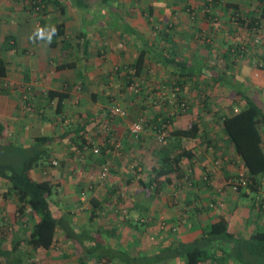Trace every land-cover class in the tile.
I'll return each instance as SVG.
<instances>
[{
    "label": "crops",
    "instance_id": "1",
    "mask_svg": "<svg viewBox=\"0 0 264 264\" xmlns=\"http://www.w3.org/2000/svg\"><path fill=\"white\" fill-rule=\"evenodd\" d=\"M85 1L92 6L85 9L78 7L77 0H70V3L63 6V14L60 13V7L53 5L55 6L54 10L59 9L56 12L65 15L63 21L67 36L68 33H73L76 36V34L85 32L90 28L87 31V33L89 32L88 38L90 40L97 39L96 46L101 53L98 51L96 53L102 54L104 52L106 57H103L102 54L95 59L94 62L97 65L95 66V72L92 73H96V75L88 73L87 69H84V58L79 59L80 62L75 68L56 69L55 64L59 58L55 56V49L57 48L51 47L46 41L30 39L33 34L29 25L30 19L24 16L23 10L20 12L17 10V13L14 12V15L18 13L20 15L14 16L15 19H10L6 15V10L10 8L0 7V46L1 44L4 45L3 41L6 37L13 35L16 44L15 49L18 45H29L32 51L35 48L34 54L31 51V54L27 56L23 54L24 51H22V56L18 52L16 66H11V58L5 54L9 50L6 49V52L1 51V56L7 63V75L0 78V85L1 80H3L8 87L2 88L4 90L0 88V119L6 121L8 128L6 135L8 138L24 144L27 135H31L30 140L35 135L51 136L63 133L66 126L73 129L77 125L86 122V132L83 135L85 144L82 148L78 146L79 144L74 143L73 139L76 137L74 133H69L64 139L57 140L51 147L50 158H47L46 161H43L32 170L34 177L37 179L50 178L56 187L53 189L52 197L54 194V197L59 198L60 203L64 206L72 208H75L76 204L89 206L87 207L89 215L86 216V220L80 222L79 226L88 225V221L93 222L90 219L92 207L90 198L96 197L101 202V207L98 208L96 216L99 224L109 227L110 225L107 224L115 223L114 226L117 227V232H112V234L118 236L119 239L111 241L108 239L107 233H104V236L112 246L127 250L130 253L139 251L153 253L159 247L174 243L177 240H191L201 233L204 225L219 216H224L228 220L231 232L236 235L249 236L256 226L264 223V213L257 214L251 209L248 196L234 194L229 186L225 184L226 176L236 171L239 162L232 151V147L227 142L221 140L215 145L217 151L214 155L223 158L222 162L224 164L220 168L215 167L210 159L211 151L199 150V139H182V145L193 149L195 155L190 160L183 159L181 161L182 171H184L183 176L180 178L169 176L168 182L163 176L156 177L155 169H159L156 162L149 165L146 161H141L142 155L139 157V154L136 153L137 139L128 134V128H125V124L118 118L114 121L111 119L112 123H110L109 126L111 127L109 129L122 135L121 141H118L120 146L117 151L108 148V142L105 141L106 129L100 126L106 122L102 111H106V106L109 101L113 100V97L124 99L121 96L124 97L125 94H128L124 92L122 86L124 76L111 71L109 62L125 64L123 58H127L128 55L123 54V49L127 48V53L131 54L128 57V63H132L138 55V45H135L137 39L134 40L130 35L119 34L122 26H120V29L117 27L111 29L105 23L100 22L102 18L96 24H92L93 14L98 15L102 12L104 14V11L112 14L115 11L114 7L107 6L102 3V0H94V3L90 0ZM86 15L93 16L90 25L84 18ZM48 16H44V18ZM54 20L56 21V19ZM20 24L27 27L23 33L18 32L21 28ZM131 26L137 28L132 24ZM104 35L107 36L108 40L102 42ZM143 36L146 38L145 34ZM149 37V41H152V32ZM126 38L130 40L127 44ZM13 41L11 38L10 44ZM19 41L23 44H19ZM183 44H178L183 51L184 48L190 46L189 43L187 45L186 41H183ZM126 45L130 47L128 48ZM164 46L161 43V47ZM152 48L154 47L152 46ZM196 48L190 53L186 51L184 53L189 57L190 55L193 56ZM199 53L201 57L200 50ZM121 57L123 58L121 59ZM66 70L74 73L72 80L64 78L63 71ZM110 78H112L111 80L115 78L114 83L117 80L121 81L118 83L117 88L109 89L108 83L112 84ZM49 90L67 95L62 101L63 114L57 115L51 106L54 101L56 102L55 99L51 101L45 97ZM128 100L130 102L126 104L130 110L129 115H133V112L140 107L135 103V99L133 100L129 95ZM30 101L35 108L37 107V112L33 108L37 115L27 116L26 119L25 115L23 118V114H19L17 110L21 109L20 104H24L23 107H26L25 103L27 104ZM170 110L171 108L167 107L165 114L168 115L167 113ZM154 115L158 118L157 114ZM186 115L185 113L179 114V112H176L173 121L169 123L168 129L185 127ZM61 116L64 121L61 120ZM160 120L159 117V123ZM20 121L21 123H19ZM150 126L154 128L152 133H155L156 123ZM102 133H105V136ZM18 136L21 138H18ZM77 141L79 143L81 139H77ZM95 146L98 148L99 153L92 152V148ZM155 152L151 150L153 155H156ZM129 155H132L134 159ZM104 162L109 163L110 174L108 180L98 176V168L100 169ZM206 175H209L210 180L204 183L202 178L206 179ZM153 179H155V182L148 186L147 183ZM141 182H145L146 185L141 184ZM79 183H82L84 187L81 191L82 196H79ZM79 199L84 203L80 202ZM115 207H119L120 212L124 214H114L116 210L112 211V209ZM139 217H141V222H144L141 227H138L137 224L139 223L137 221ZM71 223L73 225V218ZM99 224L95 228H101L102 226ZM245 226H247V230H241ZM61 235L63 234L61 233ZM182 264H184L183 261ZM201 264L211 263L203 262ZM226 264L237 263L229 259Z\"/></svg>",
    "mask_w": 264,
    "mask_h": 264
},
{
    "label": "trees",
    "instance_id": "2",
    "mask_svg": "<svg viewBox=\"0 0 264 264\" xmlns=\"http://www.w3.org/2000/svg\"><path fill=\"white\" fill-rule=\"evenodd\" d=\"M48 2L60 7V13L63 14L64 8L58 0H29L30 7L33 10H38L42 26L46 24L44 16L50 14V10L47 9ZM102 3L107 6L110 5L107 4V0H102ZM77 5L85 9L89 8L88 6H92L85 0H77ZM256 5V9L242 12L237 4H225L221 0H205V6L202 9H204L205 19L211 20L214 15L212 14L213 12H210V8L215 6H220L222 10L231 8V14L235 16L233 20L237 22L236 29L245 27L246 29L257 30L264 22V0H257ZM149 13H153L151 8H149ZM119 19L127 23L122 26L121 31L133 37L134 40L139 39L140 41L138 55L132 63L128 64L129 69L128 67L126 68L127 72L123 80L124 92H127L133 100L135 99V103L143 109L146 107L144 103L147 97L145 88L148 85L150 74L162 70L168 76L160 86L154 85L155 87L150 88L152 90L149 103L151 104L150 106L159 104L160 110L157 115L158 118L161 117L160 123L162 121L168 123L173 121L175 115H171V110L179 112V114H183L188 110L187 102L193 98L191 96L190 99L192 93L187 94L185 89L187 86H194L198 89L200 81L197 77L206 78L213 84L227 86L231 93V98H229L230 107L222 112L219 110L213 112V118L217 119L216 121H218L221 129V135L214 138H212L210 131L205 127L206 122H209L211 117L206 120L205 116H203L204 114L200 112L203 109L205 113L211 112L213 106L212 96L202 90L196 95L202 102V109H197L196 118L190 121L187 126L175 127L169 130V134L166 133L168 135H165L166 138L164 137L162 140L161 148L157 152L160 164L158 166L159 169H155L156 177L163 176L168 182L169 176L177 178L183 176L184 171H182L181 161L183 159H192L195 152L193 149L183 146L181 143L182 139H200L207 147L213 145L214 149H216L215 145H217V142L222 140V142H227L232 147L235 157L239 159L237 164L241 166L239 169L244 170L243 176L249 192L252 194L260 192L261 195L264 182V107L259 105L252 95L247 93L242 81L238 80L236 74L237 58L245 56L244 48L246 46L241 43L229 44L220 53L223 65L209 64L205 58L195 56L192 60L188 57L185 54L186 52L178 47V43L174 40L167 25L155 31V35H158V41L160 42H157L155 35L152 34V41L149 43L143 34L132 28L131 24L122 16ZM52 26L57 29V34L53 37L50 45L51 47L59 48L60 52L55 64L56 69L75 68L78 65L77 60L79 58H68L72 54L73 45L71 38L66 34L64 21L60 20L50 23L47 29L50 30ZM126 28H129V30L126 31ZM186 34H183L185 36L184 41L188 45L192 39V34ZM183 35L182 37H184ZM74 37L83 39L86 37V33L81 32ZM11 38L14 40L11 42L12 44H10ZM5 40L7 42L5 49L14 50L16 48L13 35H9ZM161 41L166 46L161 47ZM261 44L263 45L261 56L254 54L251 57L257 56L263 61L264 40ZM206 45L209 46L208 43ZM87 50L88 44L84 42L82 53H87ZM6 64L0 50V78H4L7 75ZM258 65L264 68V63ZM114 68L115 70L112 68L111 71L116 73L121 70H119L118 66H114ZM203 86H206V84L204 83ZM165 87L168 90H165ZM169 90L172 91L171 94ZM46 96L48 100H56V102L54 101L51 104L55 113L57 115L63 114L62 101L67 95L49 90ZM182 103L184 105L183 109L181 107ZM167 107L171 108L167 113L168 115L165 114ZM33 108L37 112V107L35 108L34 106ZM102 113L105 117L109 116L107 108ZM158 118L154 115L153 119L156 121V127L159 128ZM61 120L64 121L62 116ZM85 124L86 122L79 124L73 129L66 126L63 133L51 136L35 135L30 141L23 144L8 138L6 135L8 129L6 121H1L0 119V180L7 184L3 196L13 199L16 221L20 225L25 226L24 230L28 228L24 238L19 237L12 240L10 250L0 249V256L5 261L1 263L0 260V264H22L24 258L10 255V251L19 250V246L23 241L32 251V263L42 262L48 255L52 245L57 241L56 233L58 230L71 241L79 264H162L174 260H182L184 264H201L203 262L226 264L229 259H232L237 264H264V227L256 226L249 236L236 235L229 230V222L224 216H219L204 225L201 233L191 240H177L174 243L159 247L153 253L142 251L130 253L127 250L112 246L104 236L102 227L93 230H89L83 225L77 228L73 227L69 220L70 212H62L60 206L52 197L54 187L52 180L50 178L37 179L32 174V170L43 161H46L47 158H50V150L53 143L64 139L69 133L75 134L74 136L76 137L73 141L82 148L85 144V139L83 138L86 132ZM77 139H81V142L78 143ZM203 148H206V146H203ZM214 156L215 162L217 159L220 161L223 159L217 158V155ZM52 163L54 164L55 162ZM240 178L242 176L238 172L229 174L225 178V184L232 187L235 180ZM203 179L204 183L209 182V175H206V179ZM154 182L155 179L147 184L149 186V184ZM141 184L146 185L145 182H141ZM78 186V191H82L84 188L82 183H79ZM247 187L240 185L237 189L240 190L241 195L247 196L248 194L245 191ZM90 203L92 205L90 219L94 220L97 216L98 208L101 207V202L96 197H91ZM261 204L264 205L263 202ZM259 211L257 214L264 213V208L262 207ZM141 217L136 220L144 224V222H141Z\"/></svg>",
    "mask_w": 264,
    "mask_h": 264
},
{
    "label": "rangeland",
    "instance_id": "3",
    "mask_svg": "<svg viewBox=\"0 0 264 264\" xmlns=\"http://www.w3.org/2000/svg\"><path fill=\"white\" fill-rule=\"evenodd\" d=\"M59 1L62 6H66V4L70 3V0H59ZM221 1L222 3H225V4H228V3L237 4L240 7L242 12H248L249 10H253L257 8V5H256L257 0H221ZM90 2L94 3V0H90ZM188 3L189 5H187ZM107 4H110L112 8L114 7L115 11L112 14H108L107 11H104L105 12L104 14L103 12L98 15L93 14L94 20L92 24L93 23L96 24L102 18L100 22L105 23L106 26L111 27V29H115L116 27L120 29V26L127 24L126 22H123L122 20L119 19L120 16H122L128 23H131L132 25L136 26L137 27L136 29L139 32H141L142 34H145L146 39L148 41L150 39L149 34H151V32L152 34L155 35L156 30L163 28L164 26L167 25L168 28H170L169 31L170 33H172L174 40L178 42V44L182 45L185 39V36L183 34H186V33L192 34L193 41L192 39L190 41L189 39H187V41H189L190 46L186 47V49L184 48V51H186L187 53L188 52L190 53L195 47H197L194 50L195 54H193V56L190 55V57H193V58H195V56L200 57V53H199V50H200L201 57L207 59V63L209 64L211 63L215 65L216 64L223 65L222 59L220 58V53L223 49L227 47V45L235 44V43H241L245 45L246 46L244 48L245 56L237 58V66H236L237 78L239 81H242L243 83L242 85L246 89L247 93L252 95V97L256 100V102L259 105L264 107V68H261L258 65V64H263L264 60L262 61L257 56L254 58L251 57V55L254 56V54H257V55L259 54L260 56L262 54L263 45L261 44V42L264 40V22H262V26L257 30L246 29L245 27H239L238 29H236L237 22L233 20L235 16L231 14L232 9L230 8L228 10H222L220 6H215L209 9L210 12H213L212 14L214 15V17L211 20H207L204 17V12H203L204 9H202V7L205 6V0H114V1L107 0ZM0 7L6 8V9L10 8L6 10L7 12L6 15L10 19H15L14 16L20 15V13L14 15V12H16L17 10L19 12L23 10L25 14L24 16L30 19L29 25H30L32 32H34L38 27L47 28L51 22L53 23L55 21L54 19H56V21L57 20L63 21L64 16H65V15H60L58 12H56V10H59V9L54 10L55 6L53 5V3L48 2L47 8H49L52 13L50 14V16L46 18V24L42 26L40 23L41 21H40V16L38 14V10L37 9L33 10L30 7L29 0H0ZM149 8L153 10V13L151 14L149 13ZM93 16L91 15L84 16L86 21L89 22L88 23L89 25H90V22L92 21ZM20 20H21V17H20ZM26 29L27 27L21 25V28L20 30H18V32L23 33L24 31H26ZM89 30L90 28L87 29V31ZM125 30L128 31L129 28H126ZM87 31H85L86 37H84L83 39L75 38L73 33L72 34L68 33V36L71 38V42L73 45L71 49L72 54L68 58H77V57L79 59L84 58V61H85L84 69L85 70L87 69L88 73L96 75V73H92L93 71L95 72V66L97 65L94 62L96 61L95 59L97 58V56L99 57L102 54H103V57H106V56L104 55V52H102V54L96 53L97 51L100 52L99 49H97L98 47L96 46L97 39L93 38L90 40V38H88L89 32L87 33ZM119 34L124 35L122 31H120ZM90 35L93 36L94 34H90ZM182 35L184 37H182ZM154 37L157 42H160L158 41V35H155ZM107 40H108L107 36L104 35L102 38V42L103 41L105 42ZM129 41L130 40L126 38V44ZM3 42H4L3 43L4 45L1 44L0 50L6 52L7 50L5 49V45L7 44V42L6 40ZM84 42H87L88 44V50H87V53L85 54L82 53V46ZM161 43L164 44L163 41H161ZM206 43H208L209 46L206 45ZM19 44H23V43L19 41ZM139 44H140V41L138 39L136 40L135 45L139 46ZM126 46L128 48L130 47L129 45H126ZM158 47L160 48V46ZM34 49L35 48H33V51H32L29 45H26V46L18 45L17 49H15L14 51L9 50L5 54L11 58V66H16L17 64L16 58L18 56V52H20L19 54L20 56H22V51H24L23 54L27 56L31 54V51L34 54ZM127 50H128L127 48L123 49V54L125 53L128 55L127 58L121 57V59L123 58L125 60L126 62L125 64L122 65L121 63H114L113 61L112 63L111 61L109 62L110 69L113 68V70H115L114 66H118L119 70L121 69L120 71L117 72L120 76H124L125 73L127 72L126 68L128 67V64H129L128 57L131 55L127 53ZM59 54H60L59 48L55 49V56L59 57ZM77 62L79 63L80 61L77 60ZM73 74L74 73L70 70L63 71V76L66 79L72 80ZM167 78H168L167 74L165 73V71H162V70H158L157 72L150 74L148 85L145 88V93H147V97L144 100L146 101L145 103L146 107L143 108V110H141L142 107L138 110H135L133 112V115H129L130 110L126 104L130 102L127 99L128 94H125L124 97L121 96V98H124V99H118L112 96L113 100L109 101L106 108L108 109L112 105H119L126 111V115L123 118H119V117L112 118L110 115L108 117L106 116L105 117L106 122L100 125L101 127H104L106 129L107 135H106L105 141L108 142V145H109L108 148L117 151L120 146L118 144V141H121L120 138H122V135H119L117 131L115 132L109 129L111 127L109 125H111L110 123H112L111 119L112 121H114V120H117L116 118H118V120L122 121L125 124V128L127 127L129 122H131L132 120L138 119V118H144L148 126L156 123V121L154 122L153 118H154V114H157V112L160 110L159 109L160 107L158 106L159 104L155 106H150L151 104L149 103L150 102L149 99L151 100L150 97H151V90H152V89L150 90V88H153L155 86H160L162 82L166 80ZM198 78L200 81L199 83L200 86H198L199 87L198 89L197 87L195 88L194 86H187L185 89L187 94L192 93L190 95V99H191V96L193 99L187 102L189 108L185 112V114L187 115L185 116L186 121L184 122V126L188 125L190 121L196 118L198 108L202 109V102H200L199 97L196 96L202 90L203 92H206L210 96H212V103H213L210 113H205L204 109L203 111H200L202 112V114H204L203 116H205L206 120H208L209 117H211V120L209 119V122L204 121L206 122L205 127L207 128V130L210 131L211 133L210 135L213 136L212 138L216 136L218 137L221 135V129L219 127L220 125L218 124V121H216L217 119L213 118L214 117L213 112L217 110L222 112L230 107L229 98H231V93L227 86L213 84L203 77H197V79ZM111 79L112 78H110V80ZM102 80H105V79H102ZM107 81H108V78H107ZM114 81H115V78L114 80H111V83H112L111 85L108 83V85L110 86L109 89L117 88L118 83L121 82L117 80L114 83ZM100 83L102 82L100 81ZM204 83L206 84V86H203ZM7 87L8 85L3 80H1L0 88L5 89ZM165 90H168L167 87H165ZM169 91L171 94L172 91L171 90ZM45 97L47 98L46 95ZM23 105L24 104L22 105L20 104L21 109L17 110L19 114H23L22 116L23 118H24V115L26 118L27 116H31L35 114V111H33L34 105L31 101L27 104L25 103L26 107H23ZM136 114H139V115H136ZM19 123H21V121ZM152 129L154 128L151 126L147 127L144 135L136 138L138 142V146L136 147V153L139 154L138 155L139 157L140 155H142V159H141L142 162L146 161L149 165L156 162V164L159 165L160 162H159V157H158L157 152H158V149L161 148L163 141H159V139H157L156 133H152ZM169 130L170 129H168V132H167L168 134H169ZM103 136H105V133L103 134ZM30 137L31 135L30 136L27 135L25 137L26 139L25 142L30 140ZM14 138H17V137H14ZM18 138H21V137L18 136ZM200 142L201 140L199 139L198 140L199 150L201 151L206 150L207 152L211 151L210 159L213 161L214 166L221 168V165L223 162L218 159L216 162L214 161V157H215L214 154L216 153L217 149H214L213 145H210L207 147L205 143L203 142L200 143ZM203 146L204 147L206 146V148H203ZM151 150L154 152L156 151L155 152L156 155H153L151 153ZM129 156L132 157V155H129ZM217 158H219V156ZM103 165H106L108 167V173L102 177L101 167H100V169L98 168V171H99L98 176L102 177L105 180H108V176L110 174L109 163L104 162ZM239 168H240V165L238 164V166H236V171L233 174H236L238 172V174H240L244 178L243 176L244 170L242 171V169H239ZM262 186H263V189L260 195V192L256 194H252L251 192H249L247 185H243V187H247L245 191L248 194L247 196L249 197V202L251 203V209L255 211L256 213L260 212L259 209H261L262 207L264 208L263 204H261V202L264 203V196H262V194H264V182ZM6 187H7V184L3 180H0V249L3 248V249L10 250L11 245H12V240L13 239L15 240L19 237L24 238L26 236L25 234L28 228L24 230L25 226L20 225L16 221V217L14 216L15 204L13 202V199L12 198L8 199L5 196H3V192L4 190H6ZM55 188L56 187L54 186L53 189ZM229 189L236 195L241 194L240 190L238 189H234L233 187H229ZM81 193L82 192L79 191V196L83 195ZM53 198L55 199L54 201H56V203L60 206L62 212H70L69 220L72 221V218H73V222H74L73 227L75 228H77L81 224L80 222H83L84 219L86 220V216L89 215V211L87 208L89 206H86V205L82 206L80 204H76L77 206L75 208H72L69 206L66 207L64 206V204L60 203L59 198L54 197V194H53ZM79 201L84 203V201H81L80 199ZM112 211H115L114 214H118V213H120V215L124 214L123 212H120L119 207L113 208ZM97 219L98 218L96 217L94 218V220H91L93 222L88 221L87 222L88 225H86V227L89 230L95 229V227L98 226L99 224V221ZM114 224L115 223L107 224V225H110L109 227H104V225L99 224L102 226L103 234L107 233L106 235L108 239L111 241H116L119 239L118 236H114V234H112V232H115V233L117 232V227L114 226ZM137 224H138V227L142 226L140 222ZM259 225H258L259 227H264V223L259 224ZM241 230L243 231L247 230V226H245V228L244 229L242 228ZM144 231H146V229H144ZM108 232H110L111 234H109ZM19 247H20L19 250L10 251V255L18 256L22 259L24 258V261L22 262V264H34L31 261L32 251L29 247H27L25 241H23ZM1 258L2 257L0 256L1 263H4L5 262L4 258L2 259ZM37 264H79V261L73 251L71 241L65 238L63 235H61V231L59 230L58 235H57V241L51 247L50 251L48 252V255L42 262H39ZM162 264H182V261L180 262L179 260H174V261H169L167 263H162Z\"/></svg>",
    "mask_w": 264,
    "mask_h": 264
},
{
    "label": "built area",
    "instance_id": "4",
    "mask_svg": "<svg viewBox=\"0 0 264 264\" xmlns=\"http://www.w3.org/2000/svg\"><path fill=\"white\" fill-rule=\"evenodd\" d=\"M181 107L183 109V107H184L183 103L181 104ZM108 111H109V115L111 117H113V118L114 117L123 118L126 115V111L122 107H120L119 105L110 106L108 108ZM170 113H171V115H173V114L175 115L176 112L174 110H171ZM147 127H149V126L147 125V122L145 121L144 118H138V119L132 120L127 125L128 132H129L130 136H132L134 138H138L140 136H143L144 133H145V130L147 129ZM168 128H169V123L165 122V121H162L160 123V127L159 128L157 127L155 129L156 130V132H155L156 133V137H157V139H159V141H162L164 139L166 133L168 132ZM92 152L93 153H99V150L95 146V147L92 148ZM107 173H108V167L106 165H103L101 167V176L103 177ZM240 185H242V186L246 185L245 178L242 177L239 180H235V182L232 184V187L234 189H237L238 186H240ZM262 196H264V194H262Z\"/></svg>",
    "mask_w": 264,
    "mask_h": 264
},
{
    "label": "clouds",
    "instance_id": "5",
    "mask_svg": "<svg viewBox=\"0 0 264 264\" xmlns=\"http://www.w3.org/2000/svg\"><path fill=\"white\" fill-rule=\"evenodd\" d=\"M57 34V29L55 26H52L49 29L44 28V27H38L30 37L32 40H41V41H46L47 43H51L53 37Z\"/></svg>",
    "mask_w": 264,
    "mask_h": 264
}]
</instances>
